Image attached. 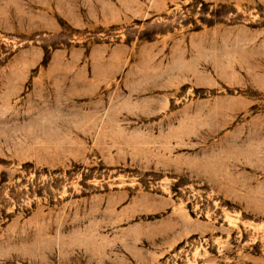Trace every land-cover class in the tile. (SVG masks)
<instances>
[{
  "label": "rangeland",
  "instance_id": "rangeland-1",
  "mask_svg": "<svg viewBox=\"0 0 264 264\" xmlns=\"http://www.w3.org/2000/svg\"><path fill=\"white\" fill-rule=\"evenodd\" d=\"M0 264H264V0H0Z\"/></svg>",
  "mask_w": 264,
  "mask_h": 264
},
{
  "label": "crops",
  "instance_id": "crops-1",
  "mask_svg": "<svg viewBox=\"0 0 264 264\" xmlns=\"http://www.w3.org/2000/svg\"><path fill=\"white\" fill-rule=\"evenodd\" d=\"M107 1L110 2V0ZM128 1L146 3L162 2L163 0ZM164 1L167 2L169 0ZM71 4L73 6V3ZM65 9L66 12L77 13L76 10L69 11L68 5H66ZM80 43L79 46L73 47L70 50L66 49L65 53L60 51L58 58L50 61V70L53 71L54 67L57 68L58 74L64 77L73 90H85L86 88L94 91L101 90L110 84V78L122 71L124 66L123 60L120 59L118 62L114 58L110 60V43L102 42L95 44L92 38L82 39ZM124 49L130 50V47H125ZM158 50L159 43L145 44L139 49L141 53L148 51L155 53ZM138 66H143V61Z\"/></svg>",
  "mask_w": 264,
  "mask_h": 264
}]
</instances>
